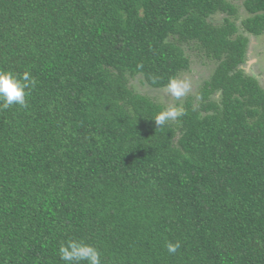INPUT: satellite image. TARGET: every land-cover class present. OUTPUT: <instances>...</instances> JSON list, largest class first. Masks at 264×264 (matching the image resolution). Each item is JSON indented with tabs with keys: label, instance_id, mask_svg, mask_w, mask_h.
<instances>
[{
	"label": "trees",
	"instance_id": "1",
	"mask_svg": "<svg viewBox=\"0 0 264 264\" xmlns=\"http://www.w3.org/2000/svg\"><path fill=\"white\" fill-rule=\"evenodd\" d=\"M242 1L236 23L227 0H0V70L36 80L0 110V264H64L68 240L102 264H264V89L241 67L264 0ZM195 59L215 66L158 128L130 81Z\"/></svg>",
	"mask_w": 264,
	"mask_h": 264
},
{
	"label": "clouds",
	"instance_id": "2",
	"mask_svg": "<svg viewBox=\"0 0 264 264\" xmlns=\"http://www.w3.org/2000/svg\"><path fill=\"white\" fill-rule=\"evenodd\" d=\"M151 83H156V78H151ZM36 80L30 72L16 74L12 71L0 70V110L8 109L14 105L21 108L27 107L26 97L29 90L35 88ZM169 95L179 100L192 90L191 81L188 79L171 77L165 85ZM184 115L181 107H169L159 112L155 117V124L162 127L166 122L175 121ZM166 248L169 254H176L180 243L168 242ZM58 254L64 264H102V253L93 245L78 240H68L59 246Z\"/></svg>",
	"mask_w": 264,
	"mask_h": 264
},
{
	"label": "rangeland",
	"instance_id": "3",
	"mask_svg": "<svg viewBox=\"0 0 264 264\" xmlns=\"http://www.w3.org/2000/svg\"><path fill=\"white\" fill-rule=\"evenodd\" d=\"M231 3L238 12V17L235 20L239 23L244 19L246 14L243 11L242 0H227ZM218 21V19L216 20ZM248 37V46L246 51V59L241 66L246 75L253 76L257 79L259 85L264 89V33L258 37L245 34ZM215 64L213 61L195 59L191 62L189 70L182 72L177 78L188 79L191 81L192 90L184 97L177 100L169 95L166 89H151L140 82V78H135L130 81L132 89L143 96L150 98L156 103L161 104L166 110L169 107H180L186 98L196 97V91L202 83L209 77Z\"/></svg>",
	"mask_w": 264,
	"mask_h": 264
}]
</instances>
